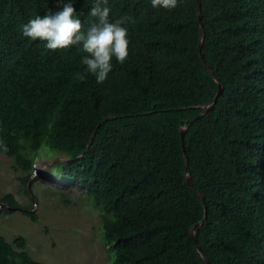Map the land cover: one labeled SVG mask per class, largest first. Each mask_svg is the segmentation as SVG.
Returning <instances> with one entry per match:
<instances>
[{"label":"trees","instance_id":"1","mask_svg":"<svg viewBox=\"0 0 264 264\" xmlns=\"http://www.w3.org/2000/svg\"><path fill=\"white\" fill-rule=\"evenodd\" d=\"M64 2L0 0V153L25 192L38 161L44 182L79 188L99 211L109 264H207L192 227L210 264H264V0H201L202 21L198 0H108L129 56L103 83L77 47L53 52L21 34ZM72 2L86 31L95 0ZM204 61L223 91L196 119L218 93ZM37 200L6 194L0 208L37 223ZM0 264L41 263L26 237L0 235Z\"/></svg>","mask_w":264,"mask_h":264},{"label":"rangeland","instance_id":"2","mask_svg":"<svg viewBox=\"0 0 264 264\" xmlns=\"http://www.w3.org/2000/svg\"><path fill=\"white\" fill-rule=\"evenodd\" d=\"M36 165L41 167L33 175L38 180L27 185V194L23 172L16 170L13 159L0 153V198L13 194L22 205L30 206L32 196H37L33 212L39 218L36 223L21 211L3 214L2 207L0 235L8 241L26 237L27 251L41 264H109L111 253L103 243L99 211L79 188L44 182L49 164L38 161ZM64 195H69V203Z\"/></svg>","mask_w":264,"mask_h":264},{"label":"clouds","instance_id":"3","mask_svg":"<svg viewBox=\"0 0 264 264\" xmlns=\"http://www.w3.org/2000/svg\"><path fill=\"white\" fill-rule=\"evenodd\" d=\"M153 7L174 9L178 0H151ZM108 0H95L89 15L96 18L82 30V21L72 0H67L58 10H46V14L36 15L20 26L23 37L43 42L50 51L77 47L85 53L80 63L97 83L107 80L113 69V60L123 64L129 56L128 29L123 20L110 21L111 9ZM36 169V173H37ZM36 173L34 175H36Z\"/></svg>","mask_w":264,"mask_h":264},{"label":"water","instance_id":"4","mask_svg":"<svg viewBox=\"0 0 264 264\" xmlns=\"http://www.w3.org/2000/svg\"><path fill=\"white\" fill-rule=\"evenodd\" d=\"M198 2H199V7H198V14H199V19H200V21H202V16H201V0H198ZM204 35H205V30H204V27H203V25H201V39H200V48H201V55H202V57L204 58V54H203V39H204ZM205 62V61H204ZM205 64H206V62H205ZM206 67L208 68V71H209V73H210V75L216 80V82L218 83V93H217V95H216V97H215V99L213 100V102L212 103H210V104H208V105H206L205 107H204V111L196 118V119H198V118H200L202 115H204L206 112H208L210 109H212L213 107H214V105H215V103L217 102V100H218V98H219V96H220V94L222 93V91H223V87H222V84H221V82H220V80H219V78L210 70V68H209V66L206 64ZM185 131H186V128H184V127H182L181 128V135H182V138H183V140H184V136H185ZM58 161L59 160H62V158H59V159H57ZM185 160H186V169H187V166H188V158H187V156L185 155ZM38 168H41L39 165H36V169L38 170ZM187 183L189 184V186L193 189V190H195V188L193 187V185H192V183H191V178H190V175H187ZM30 186V183L28 184V187ZM29 190V189H28ZM196 191V190H195ZM198 194V193H197ZM199 195V194H198ZM201 197V196H200ZM201 199H202V197H201ZM3 207V205L1 206V208ZM10 210H14L15 211V209H11L10 208ZM206 217V216H205ZM205 217H204V219H205ZM204 219L200 222V225H202L203 223H204ZM190 235H191V238L194 240V243H195V245H196V247H197V249H198V251L200 252V254L204 257V260L206 261V263L207 264H210L209 263V261H208V259L206 258V256L204 255V253H203V251H202V248L199 246V244H198V239H197V231L194 229V227H192L191 228V230H190Z\"/></svg>","mask_w":264,"mask_h":264}]
</instances>
